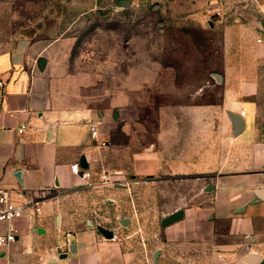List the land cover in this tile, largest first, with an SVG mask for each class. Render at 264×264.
<instances>
[{
    "label": "crops",
    "instance_id": "1",
    "mask_svg": "<svg viewBox=\"0 0 264 264\" xmlns=\"http://www.w3.org/2000/svg\"><path fill=\"white\" fill-rule=\"evenodd\" d=\"M255 3L245 8L236 0L191 3L190 14L199 23L218 8V25L209 26L220 29L221 66L214 72L216 85L207 79L199 88L202 100L206 88L215 89L207 102L156 108L139 93L149 77L136 83L131 74L119 90L98 93L97 75L70 67L72 39H20L0 50V189L16 201L23 200L18 192L32 202L13 221L16 241L0 248V264H144L122 247L114 230L101 227L113 232L105 239L83 215L79 189L89 191L103 173L112 177L108 187L114 189L126 174L201 180L204 207L181 210L182 218L164 227L189 213L192 228L179 240L215 252L216 258L207 254V264H264V0ZM146 107L155 120L150 141L140 115ZM229 114L243 123L238 135ZM72 164L88 178L72 174ZM173 232L178 236L182 230ZM66 238L74 251L58 254ZM248 256L257 259L249 263Z\"/></svg>",
    "mask_w": 264,
    "mask_h": 264
},
{
    "label": "rangeland",
    "instance_id": "2",
    "mask_svg": "<svg viewBox=\"0 0 264 264\" xmlns=\"http://www.w3.org/2000/svg\"><path fill=\"white\" fill-rule=\"evenodd\" d=\"M128 1L129 6L120 8L110 0H3L0 50L20 39H72L70 67L97 75L98 93L104 88L110 93L119 90L131 74L136 83L149 77L139 93L156 108L212 101L215 89L206 88L202 100L199 88L207 79L216 85L214 72L221 66L220 29L209 26L218 25L217 14L199 23L190 14L195 0ZM236 4L256 6L255 0ZM148 107L140 115L150 141L155 120ZM202 185L195 177L126 174L119 189L98 185L89 191L79 189L83 198L79 205L93 227L114 230L122 247L144 264H207V254L216 258L215 252L204 244L190 248L179 240L192 228L189 213L173 226L160 224L178 210L202 209L207 197ZM173 230L182 232L175 236Z\"/></svg>",
    "mask_w": 264,
    "mask_h": 264
},
{
    "label": "built area",
    "instance_id": "3",
    "mask_svg": "<svg viewBox=\"0 0 264 264\" xmlns=\"http://www.w3.org/2000/svg\"><path fill=\"white\" fill-rule=\"evenodd\" d=\"M218 15V8L215 12ZM2 82L0 81V103H1V90H2ZM244 114L241 111V116ZM25 126H20L18 129V133H22ZM91 137L94 138L97 134L96 123H92L90 125ZM70 171L74 175H78L81 179L86 180L88 178V173L79 168L77 164H72L70 166ZM96 184L100 187H108L113 185L112 177L103 173L100 174ZM16 197L23 199L22 201H16L12 192L8 190L0 189V248L7 247L16 241V229L13 226V221L15 219L23 216L27 208L32 206L31 201H27L20 193L15 194ZM33 214L39 215L40 213V204L35 203L32 208ZM70 246V241L66 238L64 243L60 246L56 247V251L58 254L65 253Z\"/></svg>",
    "mask_w": 264,
    "mask_h": 264
},
{
    "label": "water",
    "instance_id": "4",
    "mask_svg": "<svg viewBox=\"0 0 264 264\" xmlns=\"http://www.w3.org/2000/svg\"><path fill=\"white\" fill-rule=\"evenodd\" d=\"M129 5H130V1H128V0H119L117 2V7H120V8H124V7H127ZM43 65H44V60L41 59L39 61V63H38V66H39V68L41 70L43 69ZM229 118H230V121H231L232 126H233V134L234 135H238L242 131V128H243L242 121L237 116L232 115V114H229ZM80 165H81V167H85L84 159L81 160ZM209 190H210V187H207L206 191H209ZM182 215H183L182 214V211L181 210H178L175 213H173L171 216L162 219L161 222H160V224L163 227L164 226H168L170 224H173V223L179 221L182 218ZM97 231L105 239H112V237H113L112 236L113 235V232L112 231L102 229L101 227H97ZM69 250L70 251H74V247L71 246L69 248ZM256 259L257 258L255 256H248L245 260L247 262H249V263H254L256 261Z\"/></svg>",
    "mask_w": 264,
    "mask_h": 264
}]
</instances>
